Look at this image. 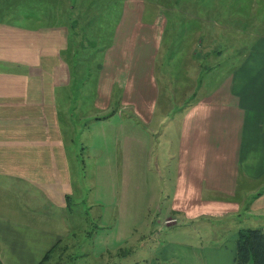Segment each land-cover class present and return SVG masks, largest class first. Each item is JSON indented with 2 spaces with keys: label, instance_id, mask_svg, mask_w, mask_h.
<instances>
[{
  "label": "rangeland",
  "instance_id": "374dc122",
  "mask_svg": "<svg viewBox=\"0 0 264 264\" xmlns=\"http://www.w3.org/2000/svg\"><path fill=\"white\" fill-rule=\"evenodd\" d=\"M20 1L40 6L42 0H0V21L39 27L36 18L45 17V9L21 10L29 16L32 12L33 20L21 12L13 14ZM47 1L44 6L51 2L54 9L41 26L49 24L68 35L63 50L69 73L60 122L67 149L69 218H63V228L61 220L56 223L69 233H64L66 248L58 249L48 264H189L185 255L201 253L204 244L236 243L240 232L257 230L258 225L250 223L255 218L250 216L251 200L228 220L185 217L177 212L176 201L185 119L194 104L216 91L248 55L254 43L237 37L241 27H236L249 11H208L196 3L194 15L202 13L206 19L202 23L214 34L211 41L194 42L188 35L187 23H194V19L188 22L193 18L185 4L189 0H171L178 2L176 7L171 3L165 9L158 0ZM162 10L172 25L152 45L155 50L144 55L152 42L136 43L137 30L155 23ZM228 14L234 16L230 17L234 34L215 23L220 22L218 16ZM197 29L191 34L202 33ZM117 32L124 33L115 45ZM143 56L150 62L148 79L154 88L153 100L149 97L151 104L145 106L136 94ZM131 75L136 78L133 86ZM38 190L31 202L36 205L32 221L44 224L50 221L51 210L40 201L44 189Z\"/></svg>",
  "mask_w": 264,
  "mask_h": 264
},
{
  "label": "crops",
  "instance_id": "0c3cea01",
  "mask_svg": "<svg viewBox=\"0 0 264 264\" xmlns=\"http://www.w3.org/2000/svg\"><path fill=\"white\" fill-rule=\"evenodd\" d=\"M47 2L42 0L37 6L20 1L13 9L8 7L13 14L45 9L46 16L36 18L39 27L0 21V264H40L54 247L66 248L65 235L69 233L56 224L59 219L62 227L63 218H69L65 198L67 149L60 124L69 78L63 50L68 47V35L49 24L48 28L41 26L54 9L51 2L44 6ZM171 3L176 7L178 2L158 0L157 5L165 9ZM196 3L203 5L199 9L208 11H249L239 20L237 37L254 44L220 87L200 98L187 114L180 137L177 212L194 219L207 215L228 220L243 207L241 204L251 200L250 216L255 218L250 223L264 231V0L185 1L193 15L188 22L194 19L193 24L187 23L188 35L194 42H203L211 41L214 33L202 23L206 22L202 13L194 15ZM21 14L35 18L32 12L31 16ZM225 16H218L216 25L227 34L236 33L230 19L234 16ZM171 25L163 10L155 23L142 24L135 42H152L144 55L155 50L152 45L161 41ZM197 28L202 33L191 34ZM123 33L117 32L115 45L123 39ZM149 66L143 56L141 84L137 81L136 92L143 106L150 105L148 99L154 97ZM134 79L131 75L129 85L133 86ZM132 92L135 94V89ZM125 94L129 96L131 89ZM38 187L46 193L40 199L44 209L51 210V219L44 224L32 221L36 205H31L40 192ZM54 203L57 205L51 207ZM200 250L185 255L189 264H237V242H208Z\"/></svg>",
  "mask_w": 264,
  "mask_h": 264
},
{
  "label": "trees",
  "instance_id": "16d2710c",
  "mask_svg": "<svg viewBox=\"0 0 264 264\" xmlns=\"http://www.w3.org/2000/svg\"><path fill=\"white\" fill-rule=\"evenodd\" d=\"M56 251L57 247L50 250L40 264L52 261ZM237 264H264V233L261 230H249L238 234Z\"/></svg>",
  "mask_w": 264,
  "mask_h": 264
}]
</instances>
